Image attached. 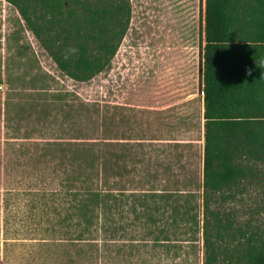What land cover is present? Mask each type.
I'll return each instance as SVG.
<instances>
[{
    "label": "rangeland",
    "instance_id": "1",
    "mask_svg": "<svg viewBox=\"0 0 264 264\" xmlns=\"http://www.w3.org/2000/svg\"><path fill=\"white\" fill-rule=\"evenodd\" d=\"M129 4V26L109 65L76 82L0 0V263L203 264L193 223L202 219L203 0ZM100 164L94 213L36 186L58 184L65 169L88 178ZM255 169L220 204L233 231L264 229V164ZM84 220L90 232L76 227Z\"/></svg>",
    "mask_w": 264,
    "mask_h": 264
},
{
    "label": "trees",
    "instance_id": "2",
    "mask_svg": "<svg viewBox=\"0 0 264 264\" xmlns=\"http://www.w3.org/2000/svg\"><path fill=\"white\" fill-rule=\"evenodd\" d=\"M26 1L32 8L20 3ZM6 2L18 10L58 69L76 82L91 80L109 65L131 15L129 0ZM36 20L44 23L37 27ZM54 26L60 31L53 36ZM201 42L202 219L199 226L194 216L193 223L201 233L203 264H264V229L233 231L234 223L220 211L226 196L251 182L255 168L264 164V64L259 63L264 60V0H203ZM68 171L56 177L58 184L41 179L36 184L40 194L70 198L77 209L94 213L102 199V165L93 166L88 178L70 177L73 170ZM116 184L112 179L111 186ZM80 222L76 227L90 232L91 222Z\"/></svg>",
    "mask_w": 264,
    "mask_h": 264
},
{
    "label": "crops",
    "instance_id": "3",
    "mask_svg": "<svg viewBox=\"0 0 264 264\" xmlns=\"http://www.w3.org/2000/svg\"><path fill=\"white\" fill-rule=\"evenodd\" d=\"M202 102H203V95H202ZM202 105H203V103H202ZM202 114H203V112H202ZM202 154H203V152H202ZM0 226L2 227L1 223H0ZM4 243H6L4 239L0 240V246H3ZM0 264H3V263H0Z\"/></svg>",
    "mask_w": 264,
    "mask_h": 264
},
{
    "label": "clouds",
    "instance_id": "4",
    "mask_svg": "<svg viewBox=\"0 0 264 264\" xmlns=\"http://www.w3.org/2000/svg\"><path fill=\"white\" fill-rule=\"evenodd\" d=\"M71 51H75V49H71ZM259 63L264 64V60L260 61Z\"/></svg>",
    "mask_w": 264,
    "mask_h": 264
}]
</instances>
